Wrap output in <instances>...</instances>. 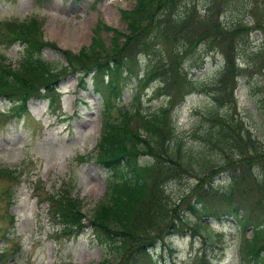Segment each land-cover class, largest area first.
Masks as SVG:
<instances>
[{
	"label": "rangeland",
	"instance_id": "374dc122",
	"mask_svg": "<svg viewBox=\"0 0 264 264\" xmlns=\"http://www.w3.org/2000/svg\"><path fill=\"white\" fill-rule=\"evenodd\" d=\"M135 5L136 0H0V19L38 15L43 19L44 40L79 54L92 50L96 39L101 41L100 51L108 50L113 41L123 42V32L129 30L123 10L133 9ZM179 5L183 21L176 24L173 23V0H166L157 10L156 4L150 7L156 15L161 10L160 17L167 21L165 31L151 37L158 42L155 58L166 50L164 59H169L179 46L183 45L181 50L186 49V39L204 37L184 57L183 65L195 87L173 109L177 136L184 146H201L200 136L210 124L209 111L217 110L240 122L243 134L249 136L250 143L241 142L245 149L242 157L264 156V0H180ZM217 20L225 31L212 36L207 29L214 27ZM239 21L241 26H236ZM147 22L143 21L142 25ZM182 28L187 30L181 32ZM196 31L203 34L195 37ZM22 48L19 42L0 41V55L4 54L14 66L21 60ZM232 52L236 56L234 79L230 73L223 72L226 54L232 56ZM42 55L56 65L67 62L65 54L54 47H45ZM135 58L138 62L134 70L141 76L147 68L148 57L138 53ZM77 73L61 81L60 100L55 104L50 103V98L31 99L29 112L20 117H5L2 111L10 106V101L0 98V168L10 166L19 170V177L14 180L0 175V264H98L105 254L89 218L105 195L110 174L94 158L103 114L108 107L93 89L91 80L85 88L80 87ZM157 83L152 81L136 95V79L132 75L120 96L111 99L110 113L117 116L123 106L139 107L146 113L158 109L167 96L155 93ZM226 91H232L229 98L225 96ZM217 93L223 103L215 100ZM61 115L65 116L64 121ZM83 155L93 158L82 160ZM146 159L149 160L146 155L140 157L141 161ZM221 168L215 167L212 171ZM229 174L226 169L216 171L212 184L209 185L206 177L209 186L206 183L203 186L209 187L204 206L214 214L206 218L214 234L210 239L212 246L206 238L212 257L210 264H241L240 230L235 218L221 215L222 210L244 206L253 218L258 215L264 220V198L259 202L260 193L250 181L231 184ZM65 183L72 187L74 195L83 198L84 213L88 215L78 234L58 233L60 226L48 216L49 202L44 200L45 196ZM195 183L197 179L187 173L165 184L172 206L184 219L187 217L188 223L182 231L167 233L163 242L155 241L150 251L157 264H192L202 251L203 237L191 228L196 217L185 206L195 202V196L187 193ZM199 190L201 194L206 192V189ZM183 197L185 202L181 200ZM251 228L248 226L245 233L250 234Z\"/></svg>",
	"mask_w": 264,
	"mask_h": 264
},
{
	"label": "trees",
	"instance_id": "16d2710c",
	"mask_svg": "<svg viewBox=\"0 0 264 264\" xmlns=\"http://www.w3.org/2000/svg\"><path fill=\"white\" fill-rule=\"evenodd\" d=\"M165 1L136 0L133 9L123 10V14H127L125 17L128 18L129 30L123 32V42L113 41V45L106 51H100L101 41L98 39L92 50L81 51L79 54L57 46L54 41L44 40L43 19L35 15L21 20H0L2 41L23 45L22 57L17 66L4 57L0 60V98H6L11 103L6 115L22 116L29 112L28 103L32 98L49 97L55 103L59 99L57 88L60 81L75 72H79L82 85L86 86L91 80L102 96V103L108 107L103 114L102 135L94 158L110 174L105 195L95 205L89 218L96 240L105 249L98 264H156L150 251L155 241L163 242L167 233L182 231L183 225L188 223L187 217L184 219L172 206L165 189L168 180L179 174L188 173L197 179V183L187 192L188 196H195V202L185 204L186 209L196 217L191 227L193 232L203 237L202 251L195 256L192 264H209L212 258L209 246L213 244L210 239L214 234L206 218L214 214L204 206L209 187L203 186L205 183L212 184L216 171L229 170L233 185L250 181L249 184L260 193L259 202L264 198V156L256 154L242 157L245 149L241 142L251 141L249 136L243 134L240 122L217 110H210L207 117L210 124L200 136L203 139L201 146H184L185 143L177 136L173 109L195 87L183 65L184 57L204 37L186 39V49L181 50L183 45L179 46L175 54H170L169 59H164L166 50L160 51L163 55L155 58L158 42L152 41L151 37L152 34L163 33L167 21L160 17L161 10L156 15L150 7L156 4L157 10ZM179 1L173 0L175 24L183 21ZM143 21L148 22L142 25ZM236 26H241V22H237ZM186 30L182 28L180 31ZM207 30L213 36L220 32L222 34L225 27L217 20L214 27ZM202 34L196 31L195 37ZM45 47H54L65 54L66 64L56 65L45 58L42 55ZM138 53L148 57L147 68L141 76L134 70ZM235 57L234 52L232 56L226 54L223 69L224 73H230L232 79L236 74ZM132 75L137 80L136 95L157 80L155 93L166 95L167 99L152 112L146 113L135 106H123L119 114L114 116L109 109L111 99L120 96L124 84ZM221 81L225 84V81ZM231 92L226 91L228 95L225 96L229 98ZM218 94L214 96L215 100L223 103L224 100ZM214 153L218 156L212 157ZM142 155L148 156L149 160L141 161ZM86 158L91 159L93 156H81L82 160ZM221 166L223 168L212 171ZM254 167H257L255 171ZM16 170L3 167L0 168V175L14 180L18 178ZM206 177L209 178L208 183ZM199 189H206V192L201 194ZM45 197L49 201L48 216L60 224L61 232L68 235L80 233L85 226L84 219L88 216L84 213L83 198L74 195L72 187L67 183L48 192ZM8 204L11 205V202ZM240 209L241 213L238 212ZM220 214L237 218L242 233L239 247L241 264H264L263 218L258 215L253 218L244 206H230ZM249 225L252 230L247 235L245 230ZM206 238L210 242L209 246H206Z\"/></svg>",
	"mask_w": 264,
	"mask_h": 264
}]
</instances>
